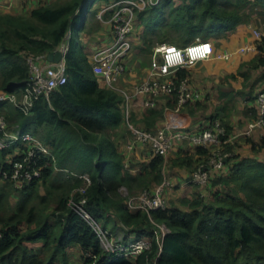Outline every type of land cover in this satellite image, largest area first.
Returning a JSON list of instances; mask_svg holds the SVG:
<instances>
[{
  "label": "trees",
  "instance_id": "1",
  "mask_svg": "<svg viewBox=\"0 0 264 264\" xmlns=\"http://www.w3.org/2000/svg\"><path fill=\"white\" fill-rule=\"evenodd\" d=\"M107 1L40 3L26 15L0 12V90L17 96L29 75L27 54H47L58 47L67 29L71 34L64 58L67 74L64 84L53 89L47 98L41 95L35 99L27 114L12 103L0 102L8 127L17 125L20 132L42 127L45 131L42 141L55 157V162L41 159L40 163L46 162L41 177L21 189L11 180L0 179V264H74L69 259V249L73 246L79 249V264H147L158 250V264H239L241 261V264H264V159L234 155L233 163L227 166V175L221 174L220 168L211 170L206 185L221 184L229 188L212 192L209 200L194 191L180 205L154 209L149 215L143 210H128L125 197L118 192L120 186L129 194L153 190L161 183L165 166H184L191 174L201 161L192 166V155L185 152L170 158L168 165L161 154L150 149L149 160L141 162L136 172L130 170L136 167L134 160L124 165V154L118 151V143L111 137L112 133L127 128L124 98L91 71L85 54L82 50L80 55L75 54L73 46L74 41L81 49L77 23L84 30L88 3ZM255 1L264 6V0ZM174 3V0H159L138 13L144 22L142 37L148 39L153 32L157 41L169 39L176 41L177 44L169 43L177 46L197 37L216 42L250 19L247 7L250 0H231L232 8H227L221 0H183L179 6ZM193 66L177 68L172 74L175 83L189 78ZM243 67L261 68L264 76V34L256 53L241 61L227 78L243 76L245 83L250 72L242 70ZM261 91L264 87L258 90ZM256 94L250 97L253 103ZM175 103V93L159 96L156 106L146 109L139 117L130 112V120L139 127L154 130L163 120L165 108H172ZM186 104L192 115L198 108L203 109L201 99ZM252 114L254 118L257 116L255 106ZM221 115L216 109L206 118L211 122L218 119L229 134L232 128ZM202 128L186 127V130ZM128 134L129 130L122 136L126 138ZM245 140L254 152L264 147V137L258 141ZM224 149H231V145H225ZM195 153L201 160L207 156L201 146L195 147ZM18 158L12 147L0 149V169H10L11 162ZM75 172L90 176L84 205L90 216L103 226L108 222L115 225L114 219L119 218L128 227L125 240L148 237L149 249L121 256L102 250L87 221L68 205L73 188L81 183L72 175ZM53 180L59 181L57 185H53ZM13 193H18L14 204ZM79 197V193L72 194L75 201ZM150 217L168 228L160 240Z\"/></svg>",
  "mask_w": 264,
  "mask_h": 264
},
{
  "label": "built area",
  "instance_id": "2",
  "mask_svg": "<svg viewBox=\"0 0 264 264\" xmlns=\"http://www.w3.org/2000/svg\"><path fill=\"white\" fill-rule=\"evenodd\" d=\"M158 1L108 0L107 2H103L97 12H95V16L99 20H103L105 14H108L106 21L110 26L112 40L109 44L98 48L91 54L90 68L94 74L101 76L111 88L116 89L115 82L125 74V59L132 50L129 38L133 35L136 14L153 7ZM174 2H178V0H174ZM248 27L251 28L256 42L240 46L235 51H217L210 40L199 37L183 46H177L167 42L155 43L152 46V54L149 60L148 76L133 84L132 94L141 96L144 105L152 107L157 97L170 96L175 93L176 103L174 108L170 109L169 112H178L180 107L189 101L198 99L200 94L197 90L190 91L188 89L185 78L180 80L179 83H175L172 75L173 72L179 67H188L201 60H228L235 52L243 53L249 50H255L258 44L257 42L263 34L250 24H248ZM70 37V30L67 29L63 40L53 50H59L61 52V57L58 61L48 60L47 54H27L26 61L29 75L24 81V87L20 95L17 96L15 93L0 90V102L12 103L19 110L27 114L35 99L41 95L47 98L53 89L64 84L67 80L64 58L69 48ZM203 46H207L209 49L206 56L189 64V56L186 50L189 48H201ZM162 48H174L179 51L184 60V64L169 65L166 59L167 53L160 51ZM123 96L124 118L133 136V140L127 144L128 150L133 149L136 143H141L145 146L147 145L155 154H161L166 159L169 149L176 141H187L196 146H203L208 143L221 146L232 138L217 119L200 130L188 131L183 128L181 122L173 120L174 117L171 115L173 113L169 112L165 116L166 121L163 125L156 127L154 130L144 129L135 125L130 120L129 99L131 95L124 93ZM255 108L257 116L243 130L242 135L250 136L256 129L264 131V91L256 94ZM0 130L2 131V136H0V149L12 147L16 150V154L19 155L18 159L11 162L10 169H0L1 180H11L17 189H21L26 183L41 177L42 166L46 164V162L44 164L40 163L41 159L55 162V157L49 146L28 131L20 132L18 128H9L6 117L1 112ZM233 136L236 137L237 134ZM222 165L223 156L219 152H215L207 161L200 162L196 165L195 169L189 175L188 181L198 186H203L208 181L210 171ZM72 175L79 178L81 183L73 188L68 205L87 221L91 229L95 232L102 250L121 256L129 253H139L150 248L151 241L148 237L125 240L124 236L113 234L111 229L103 226L91 217L84 209L87 199L86 190L91 184L90 176L88 173L81 172H75ZM162 181L153 190L143 189L136 194L127 196L125 203L128 210L130 212L143 210L149 215L151 210L165 208L166 200L163 192L164 187L169 182L163 179ZM73 193L80 194L77 201L73 200ZM150 221L161 237L168 232V228L163 223L155 222L151 217ZM158 255L159 250L154 257L148 260L147 264H158Z\"/></svg>",
  "mask_w": 264,
  "mask_h": 264
},
{
  "label": "crops",
  "instance_id": "3",
  "mask_svg": "<svg viewBox=\"0 0 264 264\" xmlns=\"http://www.w3.org/2000/svg\"><path fill=\"white\" fill-rule=\"evenodd\" d=\"M51 1L52 0H41V2H39V0H0V12L26 15L28 14L31 8L39 5L40 3L49 4ZM107 18H108V14H105L104 19L99 20L94 14L93 19L91 20L90 24L84 28V30L82 31V34L78 37L80 40V44H81V50L85 54L89 65L91 62V54L98 48L109 44L112 40L110 26L106 21ZM249 24L253 28H255L252 22ZM143 25H144V22L142 18L141 19L136 18L134 31L137 30L138 35H135L133 31V35H132L133 40H134L133 48H132L133 50H131V52L126 56V59H125L126 71H125V74L119 77L118 80L115 82L114 85L116 89H113L110 86H108V84H106L108 87L117 91L122 96L124 93L131 95L129 99V105L131 103V106L135 110L133 115L136 117H139L146 109L151 108V107H147L146 105H144L143 98L141 96H136L132 94V87H133V84H135L136 82H139L147 78L148 72H149V60L152 54V46L155 43L160 42V41H157L156 37L153 35L152 36L150 35V37H147L148 39H145L144 37H142ZM260 33L264 34V31H260ZM208 40L212 42L215 50L217 51H224V50L235 51L240 46H243L245 44H252L256 42L254 35L251 32V28L248 27L247 22L238 25L235 29L229 32H226L216 42L214 41V39H211V38ZM162 42L169 43L168 41H162ZM224 43L226 45H224ZM228 43L230 44V47L228 46ZM255 53H256V49L249 50L243 53L235 52L234 54L244 55L243 58L239 60L238 62V65H239L241 61L252 57L253 54ZM87 54L90 55L89 58L87 57ZM215 61H226V60L205 59V60L198 61L197 65L199 66L195 65L197 62L193 64L194 66L190 69L191 70L190 77L185 78L188 84V89L190 91L197 90L200 94L198 99H201V101L210 99L213 96V94L209 95V92H212L213 90L217 88H219L221 97L227 94V92L230 93V91H227L230 88L229 87L226 88L227 82H225L224 80H228V86H231L230 82L233 79L232 77L227 78V76L231 73H234L235 70H237L238 65L235 68L231 69L230 71H227V70H223L221 66H218V65L214 66L213 63ZM212 81L215 82L216 88H214L213 90L211 89L212 90L211 91L210 88H207V86ZM243 84H244L245 90L242 91V95L245 98V102L249 103L248 108H249L250 113L247 116L248 118H246V120L238 119V121L239 122L244 121L245 123L243 125V129H246L247 126L254 120V117H252L253 116L252 113H253V106H255V103H253L250 97L252 95H255L261 87H264V76L261 75V68L252 70L250 72L248 79L245 81V83L243 82ZM198 99H195V100H198ZM173 108L174 107L165 108L163 120L160 121L155 127H159L164 124V122L166 121L165 116L168 115L169 113H173V112H169V110ZM188 108H189L188 104H184L182 107L179 108L178 112L171 114L172 117H174L173 120H178L179 122H181L185 130H186V127L189 128V130H193L198 127H205L209 125L211 121L208 120V118H206L207 115L205 116L204 112L203 114H200L197 111H195V113L192 115L188 112ZM167 112L169 113L167 114ZM243 115L244 116L246 115V110L243 112ZM228 124L232 128L231 130H233L232 122L228 120ZM12 127L18 128L17 125H13ZM127 130H129L128 127L127 128L123 127L120 130L116 131L114 134L112 133L111 137L113 140H115L116 143H118L117 144L118 151L124 154V165L128 166L130 159L134 160V164H136V167L131 168L130 170L131 172H136L141 162H147L149 160L150 149L147 145L145 146L141 143H136L133 149L128 150L127 144L133 140V136L131 132L129 131L130 134H128V136L124 138L122 136V133L126 132ZM234 134L235 133L233 132L229 133L230 137L232 136V138H230L228 142H226L225 144L221 146L214 145L211 143L201 146L207 151V156L203 160H201L199 155L195 153L196 145L191 144L187 141H176L169 149L165 161L167 160L168 165H169L168 160L170 158L182 156L185 152H188L192 155V160H193L192 166H195L197 162L199 161L205 162L213 154H215V152H219L223 156V165L219 167L221 169V174L227 175L228 174L227 166L233 163L234 160L232 159V157L234 155L238 156V158L247 157V158H253V159L255 158L257 160L264 159V147L261 148L259 151L254 152L251 150L250 142L245 140V138H251L253 141H258L260 137H264V131L256 129L252 132L250 136L245 135L247 137H244V135L242 136L237 135L236 137H234L233 136ZM225 145H231V149H224ZM13 152L16 154V150L13 149ZM5 160H9V158L6 157ZM167 168H169L167 172L169 173L168 176H169V180L171 184L173 185L175 184V186L180 187V192L183 195L180 201L183 198H190L191 194H193L194 191L199 192L201 196H205V198L209 200L210 198H212L211 197L212 192L216 190L224 191V190H228L229 188L221 184H214V185L205 184L206 186L187 184L188 182L186 180L188 176L190 175V170H188L184 166H180V167L167 166ZM163 172H164V169H163ZM121 187L123 186H120L119 188ZM119 188H118V192L120 193ZM167 189L168 188L164 190L163 195L167 194ZM171 204H174V203L170 201V205ZM114 220H116L115 225H113L112 222H108L105 226L108 227L109 229H111L110 226L114 228H120V229L124 228V231H125L124 237H125L126 231H128V227L119 218H116ZM160 239H161V236L159 235L158 240ZM69 259H70V262L74 264L80 263L81 261L80 253H79V249L77 246H73L69 249Z\"/></svg>",
  "mask_w": 264,
  "mask_h": 264
},
{
  "label": "rangeland",
  "instance_id": "4",
  "mask_svg": "<svg viewBox=\"0 0 264 264\" xmlns=\"http://www.w3.org/2000/svg\"><path fill=\"white\" fill-rule=\"evenodd\" d=\"M60 1H62V0H52L49 4H53L54 5V4H56V3L60 2ZM182 1L183 0H181V1L178 0V2H175L174 3L175 6L181 5ZM221 1L223 2V4L227 8H232L233 7V5L230 3L231 0L230 1L229 0H221ZM99 7H100V5L98 3H96V2H94V3L89 2L88 3V6L85 9L84 27H86V26H88L90 24L91 20L93 19L94 13L97 12ZM247 7H248V10L250 11V13H249V18L250 19H248L246 21L247 24L252 22V24H254L253 26L256 28V30H258L259 32L260 31H264V6H261L260 3L256 2L255 0H250V3H249V5ZM143 16H145V14ZM136 18H139L138 17V13L136 14ZM76 23L77 22H75V25H76ZM77 25H78V28L80 30L79 31V36H80L82 34L83 27L81 25H79L78 23H77ZM171 33H174L173 30H172ZM134 34L138 35L137 34V30L134 31ZM149 35L152 36L154 34H153V32H150ZM129 39H130V42H131V46L133 48L134 40H133L132 35L130 36ZM156 40H158V39H156ZM166 41H168V42L172 41V42L177 44V42L173 41V40L166 39ZM224 45H226V44L224 43ZM73 46H74V53L77 54V55H80L81 49L76 46V43L74 41H73ZM228 46L230 47L229 43H228ZM243 56L244 55L234 54L229 60H226V61H215L213 63V65L214 66H217V65L221 66L223 70L230 71L231 69L235 68L238 65L239 60L242 59ZM87 57L89 58L90 55L87 54ZM197 64H198V62L195 65H197ZM197 66H199V65H197ZM200 69H202V68H200ZM242 70H246L248 72L252 71V70H249L247 67H243ZM224 81L227 82L226 83L227 84L226 88H228V87L230 88V89L227 90V91H230V93L226 91L227 94H225V95H223L221 97L219 88L213 90L214 88H216L215 82L214 81L210 82L209 85L207 86V88H210V90L211 89L213 90V91L211 90L212 92H209V95L213 94V96L210 99L201 101V103L203 105V109L201 107L200 109L198 108L196 111L198 113H200V114H203V112H204V114L206 116V115L211 114L212 112H214L216 109L220 110L221 114H222L221 116H223V118L225 120H227V122H228V120L232 122V124H233L232 132L237 134V135H239V136H242V132L244 130L243 129V125H244L245 122L244 121L243 122H239L238 119L239 120H242V119L246 120V118H248L247 116L250 113L249 108H248V104L249 103L245 102V98L242 95V91L245 90L244 84H243V76L234 78L230 82L231 86H228V80H224ZM205 91H204V93H205ZM218 95H220V96H218ZM206 101H207V103H206ZM129 110H130L131 114H133L134 111H135L134 108L131 106V103L129 105ZM245 110H246V115L244 116L243 112ZM0 112L4 115V113L2 111H0ZM7 123H9V122L7 121ZM12 128H16V127H12ZM31 131L33 132V134H35V136L37 138H39L42 141V136L45 133V131H44V129L42 127L37 128L34 131L33 130H31ZM252 154H254V153H252ZM168 169L169 168H166V166H165L164 172H163V175H164L163 176L164 177L163 180L169 182L164 187V190L166 188H168L167 189V194H164V197H165V200H166V206L170 205V201L173 202L176 205H180L179 201H180V199H181V197L183 195L180 192V187L179 186H175V184L174 185L171 184V182L169 180V176H168L169 173L167 172ZM57 180H53L52 181L53 185L54 184L57 185V182H59ZM186 181L188 182L187 184L191 183V182L188 181V178H187ZM50 183L51 182L49 181V183H46L45 185L49 186ZM191 184H193V183H191ZM40 189H42V187H40ZM119 191H120L121 196L125 197V200H126L127 196L133 195V194H129L128 190L124 186L119 188ZM17 195H18V193H13L12 194V197H11L12 204H14V202L16 201ZM110 228L112 229L113 234H115L117 236H124V234H125L124 229L114 228L112 226H110ZM241 262H243V261H241ZM241 262H239V264H241Z\"/></svg>",
  "mask_w": 264,
  "mask_h": 264
},
{
  "label": "clouds",
  "instance_id": "5",
  "mask_svg": "<svg viewBox=\"0 0 264 264\" xmlns=\"http://www.w3.org/2000/svg\"><path fill=\"white\" fill-rule=\"evenodd\" d=\"M160 51L167 53L166 59L169 65L184 64V60L181 57V53L174 48H162ZM189 56V64L194 63L197 59H202L209 52L207 46L201 48H189L186 50Z\"/></svg>",
  "mask_w": 264,
  "mask_h": 264
},
{
  "label": "water",
  "instance_id": "6",
  "mask_svg": "<svg viewBox=\"0 0 264 264\" xmlns=\"http://www.w3.org/2000/svg\"><path fill=\"white\" fill-rule=\"evenodd\" d=\"M61 57V52L59 50L51 51L47 53L48 60L58 61Z\"/></svg>",
  "mask_w": 264,
  "mask_h": 264
}]
</instances>
